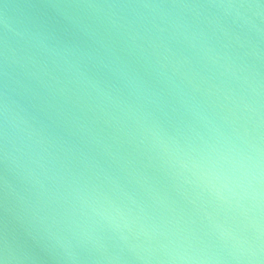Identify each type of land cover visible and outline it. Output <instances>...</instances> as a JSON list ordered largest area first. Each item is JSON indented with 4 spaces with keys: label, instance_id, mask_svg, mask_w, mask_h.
Masks as SVG:
<instances>
[{
    "label": "water",
    "instance_id": "1",
    "mask_svg": "<svg viewBox=\"0 0 264 264\" xmlns=\"http://www.w3.org/2000/svg\"><path fill=\"white\" fill-rule=\"evenodd\" d=\"M0 264H264V0H0Z\"/></svg>",
    "mask_w": 264,
    "mask_h": 264
}]
</instances>
